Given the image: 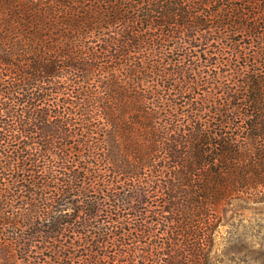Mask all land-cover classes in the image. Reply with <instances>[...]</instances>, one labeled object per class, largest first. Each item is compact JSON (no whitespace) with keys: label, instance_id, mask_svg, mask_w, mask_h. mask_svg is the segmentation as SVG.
I'll list each match as a JSON object with an SVG mask.
<instances>
[{"label":"trees","instance_id":"16d2710c","mask_svg":"<svg viewBox=\"0 0 264 264\" xmlns=\"http://www.w3.org/2000/svg\"><path fill=\"white\" fill-rule=\"evenodd\" d=\"M248 206L264 0H0V264H219Z\"/></svg>","mask_w":264,"mask_h":264},{"label":"rangeland","instance_id":"374dc122","mask_svg":"<svg viewBox=\"0 0 264 264\" xmlns=\"http://www.w3.org/2000/svg\"><path fill=\"white\" fill-rule=\"evenodd\" d=\"M216 248L219 264H264V208L248 206L228 214Z\"/></svg>","mask_w":264,"mask_h":264}]
</instances>
